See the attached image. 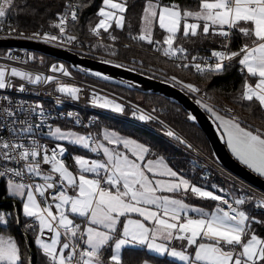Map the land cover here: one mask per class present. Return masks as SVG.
Segmentation results:
<instances>
[{
    "label": "snow or ice",
    "instance_id": "obj_1",
    "mask_svg": "<svg viewBox=\"0 0 264 264\" xmlns=\"http://www.w3.org/2000/svg\"><path fill=\"white\" fill-rule=\"evenodd\" d=\"M16 6V0H0V31L7 27L9 34L18 32V28L6 22L7 16ZM67 7L70 11L61 15L59 23L53 26L61 36H66L67 41H76V36L66 33L69 16L73 21L79 19L77 11L71 9L79 6L70 3ZM127 11V0H102L97 13L100 19L94 26H90V31L99 37L100 30L108 32L113 22L123 28ZM141 19V34L132 39L146 40L152 44L154 41L151 34L158 27L168 34L163 40L167 45L163 49L165 56H175L178 52L186 51L182 46L173 47L181 31L184 37L198 34L208 36L211 32L223 37L225 41L231 39L233 31L240 34L247 42L238 51H212L211 56L216 58L213 64L184 63L177 67L192 66L201 75L219 74L226 69L225 61L239 57L240 71L245 74L239 100L250 103L255 101L264 110V0H199L197 10L181 8L176 3L163 4L161 0H146ZM190 19L195 22L190 23ZM61 36L44 33L42 38L45 42H51L60 40ZM26 38L39 39L41 33H33ZM111 39L115 40L116 37L112 36ZM224 47L227 48V44ZM157 51L160 49L157 48ZM115 54L113 51L112 55ZM9 59L15 57L9 56ZM192 59L196 60V57ZM51 70L57 71V66H52ZM59 70L68 74L62 65ZM7 71L6 67L0 66V89L10 86L6 83ZM10 74L34 84L42 79H53L39 75L33 78L31 73L14 67L10 69ZM171 79L177 78L173 76ZM184 87L194 93L201 91L191 83L184 84ZM59 91L66 92L73 99L79 98V88L61 87ZM93 103H97L95 98ZM99 107L123 111L120 104L106 98L99 103ZM203 107L219 121L218 128L226 133V143L236 158L264 176V131L244 127L238 117L220 115L207 103ZM36 108L40 109L43 119L42 106L37 105ZM36 108L32 111H36ZM3 111L8 116L16 115L7 108ZM226 111L230 113L232 109ZM147 118L140 116V119ZM20 124L19 133H33L32 123L21 120ZM36 127L39 128V125ZM47 135L90 148L94 153L102 151L106 158L88 160L75 156L74 161L79 170L74 173L62 159L66 149L59 144L48 149L36 139L25 144L26 137L19 135L12 140L0 137V161L25 162L23 168L2 167L0 177L23 178L27 172L29 180L40 177L44 181L29 183L9 178L8 189L11 196L23 201L24 216L32 218L38 225L39 235L35 243L42 249L48 264H124L121 250L129 245L144 246L157 254L178 258L184 264H264V238L252 227L254 222L264 221H255L254 217L238 210L224 196L193 185L169 167L164 157L148 159L150 149L144 144L107 129L104 130L103 140L115 145L114 148L105 146L92 135L65 132L60 127L52 129L50 125ZM168 135L173 136L174 133L169 131ZM121 145L127 152L119 151ZM42 164L49 165L50 171L44 173ZM53 174H58V180ZM50 189L56 190V194L51 196L52 203L48 202L45 195ZM69 189L73 194H68ZM189 192L196 197L219 203L211 212L201 207H192L183 198H178L187 196ZM38 196L44 198L43 201ZM245 202V199H236L235 205H244ZM260 206L264 207V200L260 201ZM77 217L82 219V223L76 221ZM10 223L6 214L0 211V225ZM28 227L34 228V225L29 224ZM45 231L52 233L50 238H44ZM173 241L181 242L179 250L172 246ZM106 249H111L107 260L104 258ZM0 264H30L18 241L12 235L3 234L2 228Z\"/></svg>",
    "mask_w": 264,
    "mask_h": 264
},
{
    "label": "trees",
    "instance_id": "obj_2",
    "mask_svg": "<svg viewBox=\"0 0 264 264\" xmlns=\"http://www.w3.org/2000/svg\"><path fill=\"white\" fill-rule=\"evenodd\" d=\"M72 0H16L15 9L8 15L13 19L16 28L21 30H50L57 29L53 25L58 23L59 16L65 11L67 4ZM79 9V19L72 24V32L78 36L86 38L85 43L91 45L97 51H102L115 58L132 60L136 63L148 68L159 71L167 76H175L177 79L196 85L201 89L200 93L205 95L207 99L213 103L227 106L233 109L247 124H253L264 131V110L258 103L240 101L239 96L242 91L243 76L238 72L236 64L226 65V69L219 73H207L201 75L191 66L188 68L177 67L172 62L164 60L162 57L148 51L140 50L135 47H108L102 46L90 40V26L96 24V18L99 8L102 6V0H76ZM146 0H127L128 11L125 15V26L120 29L112 30L113 34L119 39H132L133 36L140 34V25L143 8ZM163 4L176 3L181 8L197 9L198 2L194 0H161ZM157 32V31H156ZM164 34L155 36L154 42L164 40ZM153 42V43H154ZM243 38L238 34H233L230 41V49L238 50L242 45ZM176 47L182 46L189 54L205 53L211 49H221L225 45L223 37L210 34L204 36L184 37L182 33L177 35L174 42ZM115 55H112V52ZM34 58L37 54H33ZM46 64L54 58L45 56ZM35 62V60H32ZM76 74L102 83L118 93L141 103L147 109L164 119L177 130L182 132L201 147L205 152L212 154L210 144L203 130L195 123L191 122L185 109L169 99L151 93H142L136 90H130L121 86L105 83L75 71ZM157 77V76H155ZM139 97L142 100H139ZM64 126L79 129L82 132L92 133L98 132L102 127H108L122 134L136 138L137 140L147 144L150 148L152 156H163L169 164L180 174L187 177L193 183H201L208 181L223 185L216 177L208 180L203 178L204 168L202 165L192 163L188 155L171 143L164 137L133 123L126 122L120 118L113 117L110 114H102L90 128H80L71 123H63ZM248 126V125H247ZM249 127V126H248ZM254 129V128H253ZM52 140V138L50 137ZM76 153L87 154L82 149H77ZM72 161L73 156L68 158ZM67 159V160H68ZM5 181L0 183V200L3 201L2 209L5 210L6 218L11 222L9 225H0L4 234L12 235L17 241L25 257L28 261L30 258L33 264H48L47 258L43 255L42 250L36 246L35 238L32 233L26 231V226L31 218L25 217L22 213L21 202L8 195ZM223 187V186H222ZM234 195L239 199H245V204L240 205L241 209L249 216L254 217L255 221H264V207L257 204L254 199L250 198L246 193L233 188ZM15 203V205H14ZM213 202L212 206L214 207ZM15 210L17 213H15ZM9 213V214H8ZM252 227L256 233L264 237V223H253ZM29 247L27 245V239ZM111 254V249L104 250V258L107 260ZM122 259L124 264H142L144 261H151L155 264H180L167 257L154 255L145 248H126L123 251Z\"/></svg>",
    "mask_w": 264,
    "mask_h": 264
},
{
    "label": "built area",
    "instance_id": "obj_3",
    "mask_svg": "<svg viewBox=\"0 0 264 264\" xmlns=\"http://www.w3.org/2000/svg\"><path fill=\"white\" fill-rule=\"evenodd\" d=\"M70 3L78 6L76 0L69 1L68 4ZM71 10H76L77 15L79 16L78 7ZM66 11H70L68 7H66L65 11L61 15H63ZM6 22L7 24H11L15 27L11 17L7 16ZM74 22L76 21L71 20V17L69 16L66 35L76 36V41H67L66 36H61V33L58 29L42 31L18 29V32L9 34V31L6 27L4 31H0V38H15L40 42L43 44L65 48L83 56L118 62L123 65L133 67L146 74L157 76L158 78L169 79L183 88L188 94L195 97V100L199 102H206L207 104H211L222 111H226L228 109L226 106L211 102L200 93L189 91L184 87V83H180L179 80H172V77L167 76L159 71H155L154 69L138 64H133L131 62L125 63L123 61L116 60L111 55H108L102 51H97L91 45L85 43L86 38L84 36H78L72 32L71 26ZM37 32L41 33V38H26ZM20 33L23 35H20ZM44 33L61 36V39L57 41L45 42L42 38ZM112 36H115L112 31H101V35L99 37L91 32L90 40L107 47H135L143 50H147L150 47L149 43L145 41L138 39H119L117 36H115V40H112ZM230 41L231 39L229 41H225L227 48L223 47L218 51L231 52L232 50L230 49ZM151 45L152 46L149 50L150 52L162 57L164 60L174 63L175 65L184 63H188L189 65L201 63L202 65H205L213 64L216 60L215 57L211 56V52L189 54L187 51H185L184 53L178 52L175 56H165L163 54V49L167 48V45L163 43V40L159 43L154 42ZM157 48H159L160 51H157ZM33 54H37V56L34 58ZM9 56L15 57V59H9ZM45 56L48 55L16 48H0V66H4L8 69L6 72V83L10 84L9 87L0 89V137L3 139L12 140L19 135L22 138L26 137V139H24L25 144H30L32 139H36L40 144L47 146L48 149H52L55 148L57 144L50 139L51 136L47 135L49 131V125L52 129H55L59 124L62 123H71L80 128H90V126L97 121L100 115L110 114L113 117L120 118L126 122L140 125L154 132L155 134L164 137L174 147L189 155L193 163L203 166L204 171L202 176L204 179L208 180L212 177H216L223 184L222 196H224L230 204H233L234 207H237L238 210L240 205H235V200L239 198L234 195L233 188L246 193L250 198L254 199L257 204H260V201L264 200L263 191L227 170L217 160L214 159L212 154L202 150L191 140H189L188 137H186L182 132L177 130L173 125L160 118L141 103L118 93L114 89L102 83L81 77L71 69L67 62L61 59L54 58L52 61L46 64ZM193 57H196V60H193ZM32 60H35V62H32ZM238 60L239 57L233 59L232 61H225V64H236L238 66V72L243 76L244 79L245 74L241 73V66L238 63ZM54 65L57 66L58 69L55 72L51 70L52 66ZM61 65L68 73L67 75L59 70V66ZM13 67L20 71L31 73L33 78L39 75L42 78L50 76L53 77V79L50 81H45L42 79L41 82L34 84L20 77H12L10 74V69ZM61 87L79 88L80 92L77 94L79 98L73 99L66 92L59 91ZM21 88L24 90L21 91ZM94 98L97 100V103H93ZM103 98L112 100L116 104L122 105L124 107L123 111L117 112L111 109L99 107V103L103 102ZM57 101L60 102L58 103ZM37 105L42 106L43 108V119H41L40 116V109L36 108ZM5 108L15 112L16 115L8 116L3 111ZM33 108H36V111H32ZM229 114L238 116L234 110H232V112ZM141 115H144L148 118L140 119ZM21 120H27L33 124V133H19L18 130L22 126L20 124ZM77 120L79 123H77ZM36 125H39V128H37ZM13 129H16L17 131L14 132ZM169 131L173 132L174 135L169 136ZM189 145L191 147H189ZM24 163V161H20L19 163H16L15 161H0V169H2L4 166L23 168ZM42 170L44 173H47L46 171H50V166L42 164ZM28 176L29 174L25 172V176L23 178L10 176L0 177V183L2 181L8 182L9 178H12L18 182L44 183L40 177H34L33 179L29 180ZM54 176L58 180V174H55ZM55 194V189H50L45 194L49 203H52L51 196ZM37 198L42 201L44 199L39 196ZM2 203L3 201L0 200V206H2ZM223 207H225V210H228L226 205H223ZM0 211L5 213V210L1 207ZM53 211H55V208H53ZM15 213H17L16 210ZM29 224H33L34 228H29ZM26 231L31 232L32 237L35 239L39 235L38 225L35 224L32 218L26 226ZM51 235L52 233L45 231L44 238L48 239L51 237Z\"/></svg>",
    "mask_w": 264,
    "mask_h": 264
},
{
    "label": "water",
    "instance_id": "obj_4",
    "mask_svg": "<svg viewBox=\"0 0 264 264\" xmlns=\"http://www.w3.org/2000/svg\"><path fill=\"white\" fill-rule=\"evenodd\" d=\"M0 48L22 49L61 59L67 62L72 70L84 76L142 93L157 94L179 104L186 110L189 120L205 133L214 159L236 176L264 192V178L243 165L230 153L224 135L214 118L194 97L175 82L146 74L118 62L91 58L65 48L30 40L0 38ZM116 65H121V67ZM95 73H100V75H95ZM26 239L29 247L28 238ZM30 264H33L31 258Z\"/></svg>",
    "mask_w": 264,
    "mask_h": 264
},
{
    "label": "crops",
    "instance_id": "obj_5",
    "mask_svg": "<svg viewBox=\"0 0 264 264\" xmlns=\"http://www.w3.org/2000/svg\"><path fill=\"white\" fill-rule=\"evenodd\" d=\"M194 1H197L198 2V5H197V9H198V6H199V0H194ZM197 9H193V10H197ZM190 21H192L191 19H190ZM192 22H195V21H192ZM201 28H202V22H201ZM199 31V30H198ZM238 34V33H236L235 31H233V34ZM239 36H241L240 34H238ZM241 38H242V36H241ZM245 42H247V41H245L244 39H243V42H242V44L243 43H245ZM173 47H176L174 44H173ZM241 47V46H240ZM219 49H211V50H209L208 52H205V53H209V52H211L212 53V51H218ZM193 68V67H192ZM195 69V68H194ZM251 82L252 83H254L255 81L254 80H251ZM184 84H188V83H185V82H183ZM200 93V92H199ZM201 94V93H200ZM203 95V94H202ZM203 96H205V95H203ZM206 97V96H205ZM209 100V99H208ZM212 102V101H211ZM201 104V103H200ZM205 104V103H204ZM202 105V104H201ZM209 106H212L217 112H219V114L220 115H224L225 117H230V116H233V115H231V114H229L227 111H222V110H220V109H217L216 107H214L213 105H211V104H208ZM224 106V105H223ZM202 107H203V105H202ZM227 107V106H226ZM204 108V107H203ZM228 109H231V108H229V107H227ZM205 109V108H204ZM233 110V109H232ZM208 112V111H207ZM209 113V112H208ZM210 115H211V113H209ZM212 116V115H211ZM213 117V116H212ZM236 117H238L239 118V120L241 121V124H242V126H244V127H251V129H255V128H258L257 126H255V125H253V124H247L246 123V121H244L239 115L238 116H236ZM214 118V117H213ZM215 120V119H214ZM215 122L217 123V125H219V121H216L215 120ZM248 125V126H247ZM57 127H60L61 128V130L62 131H65V132H68V131H71V132H75V133H78V134H80V135H92L91 133H86V132H82L81 130H79V129H72V128H69V127H66V126H64L63 125V123L62 124H59ZM105 129H107L109 132H116V133H118L120 136H122V137H126V138H130V139H135L136 141H138L139 143H142V144H144L145 146H147L148 148H149V146L147 145V144H145V143H143V142H141V141H139V140H137L136 138H134V137H131V136H128V135H125V134H122V133H120V132H117V131H115V130H113V129H110V128H108V127H102L98 132H96L94 135H92L93 137H95L96 139H99L101 142H103L104 144H105V146H107V147H109V148H114V147H116L115 145H112V144H109L107 141H104L103 140V134H104V130ZM253 129V130H254ZM220 130H221V132L223 133V135H224V138H225V142H226V140H227V135H226V133H224L223 132V129L222 128H220ZM263 131V130H262ZM52 138V140L57 144V142L59 141V142H62L63 144H65L66 146H67V149H68V156L66 157V160L68 159V158H70V156H73V159H72V161H70L69 159L67 160V163H68V165H69V170H71V171H73L74 173H77L78 172V166L75 164V161H74V157L75 156H82V157H86L85 159H88V158H91L92 160L93 159H101V160H103V159H106L104 156H103V153H102V151L101 152H99V153H94V152H92L91 151V149L90 148H84L82 145H77V144H74V143H72L71 141H69V140H57L55 137H51ZM226 145H227V143H226ZM94 146V145H93ZM227 148L229 149V151H230V153L236 158V156L233 154V152L231 151V149L228 147V145H227ZM77 149H82V150H84V151H86L87 152V154H79V153H76V150ZM150 149V148H149ZM119 151H122V152H127V150L126 149H124L123 148V146L121 145L120 147H119ZM129 155H130V153H129ZM158 157H160V156H152L151 155V153L149 154V156L147 157L148 159H156V158H158ZM163 157V156H162ZM237 159V158H236ZM89 160V159H88ZM164 160H165V162L168 164V166L169 167H171L174 171H176L170 164H169V162L165 159V157H164ZM238 160V159H237ZM239 161V160H238ZM240 162V161H239ZM243 164V163H242ZM244 165V164H243ZM246 166V165H245ZM246 167H248V166H246ZM249 168V167H248ZM250 169V168H249ZM252 170V169H251ZM253 171V170H252ZM178 172V171H177ZM254 172V171H253ZM179 173V172H178ZM256 173V172H255ZM180 174V173H179ZM257 174V173H256ZM89 176H91L92 174H88ZM180 175H182V174H180ZM259 175V174H258ZM183 176V175H182ZM260 176V175H259ZM261 177H263L264 178V176H261ZM157 178H162V179H167V178H163V177H157ZM184 178H186V179H188L187 177H185L184 176ZM189 180V179H188ZM190 181V180H189ZM191 182V181H190ZM193 185H196V186H199V187H202V188H204L205 190H209V191H213L215 194H217V195H223V191H221V189L223 190V187L221 186V185H219V184H217V183H211V182H208V181H202L201 183H193V182H191ZM215 186V189L213 188ZM217 186V187H216ZM219 187V188H218ZM221 188V189H220ZM68 194L69 195H71V194H73L72 193V191H71V189H69V191H68ZM9 195V194H8ZM10 196V195H9ZM12 197V196H11ZM14 198H16V199H18L20 202H21V209H22V200H21V198H17V197H14ZM178 198H183L184 200H185V202L187 203V204H189V205H191L192 207H201V208H204L205 210H207V211H213L214 209H215V205L218 203V202H216V201H211V200H208V199H206V198H199V197H196V196H194V195H192L190 192L188 193V195L187 196H183V197H180V196H178ZM213 202L215 203V205H214V207L212 206V204H213ZM239 210H242L241 209V207L239 208ZM193 215H195V213H193ZM133 217L134 218H136L135 217V214H133ZM123 219V218H122ZM76 221L78 222V223H82V219L81 218H76ZM39 230V229H38ZM4 234V233H3ZM36 244V243H35ZM37 247H39L38 245H36ZM172 246H175V247H177L178 248V250L180 249V247H181V242H179V241H173L172 242ZM113 247H114V245H113ZM145 248L147 251H149L150 253H152V254H154V255H157V256H161V257H167V258H169L170 260H173V261H175V262H178V263H180V264H184V262H181V261H179L178 260V258H174V257H170V256H167L166 254L165 255H160V254H157V253H155V252H152V251H150V250H148L146 247H144V246H141V245H129V246H125L124 248H122V250H121V255L123 254V251H124V249H126V248ZM42 250V249H41ZM190 250V249H189ZM43 252V251H42ZM145 262H147V264H153V263H150L149 261H144L142 264H145Z\"/></svg>",
    "mask_w": 264,
    "mask_h": 264
},
{
    "label": "rangeland",
    "instance_id": "obj_6",
    "mask_svg": "<svg viewBox=\"0 0 264 264\" xmlns=\"http://www.w3.org/2000/svg\"><path fill=\"white\" fill-rule=\"evenodd\" d=\"M145 4H146V2H145ZM145 7V6H144ZM99 19H100V17H98V15H97V18H96V21L98 22L99 21ZM96 22V23H97ZM189 22L191 23L192 21H190L189 20ZM141 27H142V21H141V25H140V34H141ZM114 29H120V27H117L116 26V24H115V22H113V24H112V27L108 30V31H112V30H114ZM101 31H104L103 29H101ZM157 31V32H156ZM181 33H182V31H181ZM159 34H164V36H166V35H168L166 32H164L163 30H161V29H159L158 27H156L154 30H153V32H152V34H151V38H152V40L154 41V37L155 36H158ZM179 34V33H178ZM145 42H147L146 40H144ZM148 43V42H147ZM120 47V46H119ZM108 48V47H107ZM143 48V47H142ZM139 49V48H138ZM140 50H143V49H140ZM145 51H148V50H145ZM113 57V56H112ZM115 59L116 60H120V61H123V62H125V63H129V62H131V63H133V64H138V63H136L135 61H132V60H126V59H120V58H116V56H115ZM138 65H140V64H138ZM141 66H143V65H141ZM144 67H146V66H144ZM156 71V70H155ZM166 75V74H165ZM169 76V75H168ZM170 77H172V76H170ZM176 80H179V79H176ZM179 81H181V80H179ZM183 82V81H182ZM186 83V82H185ZM193 97V96H192ZM195 98V97H194ZM139 100H142V98L141 97H139ZM199 103H201L202 105L204 104V103H206V102H199ZM201 105V106H202ZM122 106V105H121ZM122 108L124 109V107L122 106ZM106 109V108H105ZM107 109H111V110H113L112 108H107ZM115 111V110H114ZM122 112V111H121ZM185 136H187V135H185ZM188 139L189 140H191L189 137H188ZM192 142H193V140H191ZM194 143V142H193ZM57 144H59V145H61L62 147H64L65 149H66V151H65V153H64V155H63V157H62V159H64L65 160V163H66V165L69 167V165H68V163H67V160H66V157L68 156V149H67V146L65 145V144H63L62 142H57ZM194 144H196V143H194ZM199 147V146H198ZM201 148V147H200ZM202 149V148H201ZM184 154H186V153H184ZM187 155V154H186ZM188 157H189V155H188ZM86 158V157H85ZM190 158V157H189ZM89 160H92L91 158H88ZM190 161L193 163V161L191 160V158H190ZM46 172H49V171H46ZM53 175H55V174H53ZM5 186H6V189H7V192H8V194L10 195V192H9V189H8V182H6L5 183ZM217 187V186H216ZM214 189H215V186L213 187ZM219 188V187H218ZM221 189V188H220ZM11 196V195H10ZM13 197V196H12ZM17 198H19V197H17ZM22 205H23V201H22ZM22 213H23V207H22ZM9 214V213H8ZM24 215V214H23ZM262 237V236H261ZM262 238H264V237H262ZM150 263H153V262H151V261H149ZM153 264H155V263H153Z\"/></svg>",
    "mask_w": 264,
    "mask_h": 264
}]
</instances>
